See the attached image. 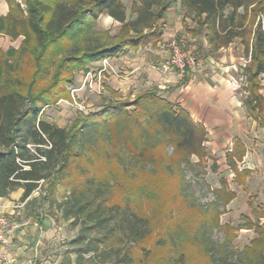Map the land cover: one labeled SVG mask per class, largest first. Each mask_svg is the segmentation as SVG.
<instances>
[{"label":"trees","instance_id":"trees-1","mask_svg":"<svg viewBox=\"0 0 264 264\" xmlns=\"http://www.w3.org/2000/svg\"><path fill=\"white\" fill-rule=\"evenodd\" d=\"M173 1L135 0L128 16L123 0H26L24 7L16 0H6L9 10L0 15V33L11 40L23 38L18 48L0 50V196L22 188L21 199H25L38 191L31 201L44 198L51 215L55 205L63 219H71L78 227L56 264H182V252L176 258L165 248L174 250L171 241L180 245L187 236L200 241L210 264H228L231 252L242 264H264V246L257 250L264 245V222H256L259 236L243 253L230 250L232 233L221 243L209 237L207 227L220 226L216 203L200 209L199 229L193 235L170 229L166 226L169 221L156 224L144 211L143 203L156 196L160 176L155 163L161 162L168 174L176 170L171 162L163 161L171 156L161 152L162 147H171L172 153L187 163L196 155L197 165L207 153L204 127L155 88L139 92L131 100L107 102L77 116L67 127L41 117L45 105L67 95L66 85L73 81L74 71H86L89 64L102 58L119 57L128 48L156 43ZM180 3L184 16L193 22V27L185 23L187 32L204 36L207 52L214 54L233 39H240L249 56L242 72V102L248 116L264 127V96L260 93L264 0ZM101 15L120 23L119 32L109 41L102 40L96 29ZM237 146H242L239 140ZM111 151L117 168L107 172L96 159ZM243 154L244 148H234L228 156L241 160ZM234 171V180L243 183L247 171ZM59 184L68 190L60 201ZM178 189L179 196L187 198L182 175ZM212 192L222 204L235 197L225 179ZM253 214L264 217V210L253 209Z\"/></svg>","mask_w":264,"mask_h":264},{"label":"crops","instance_id":"crops-1","mask_svg":"<svg viewBox=\"0 0 264 264\" xmlns=\"http://www.w3.org/2000/svg\"><path fill=\"white\" fill-rule=\"evenodd\" d=\"M8 10L6 0H0V15H6ZM185 23L188 27L193 25L190 18L184 16L180 0H174L165 12L161 38L154 44L148 42L136 49L128 48L123 55L109 58L114 70L103 71L104 85L121 96H133L155 88L161 96L183 107L196 124L204 127L207 152L224 155L235 184L246 189L253 176L264 184V127L248 116L242 102L244 90L237 80L242 76L249 56L245 55L239 38L214 54L207 52L209 47L204 36H191ZM176 35L185 37V49L202 62L183 77L174 71L164 73L154 67L168 57L167 43ZM0 39L13 43L5 34ZM94 67H100V62H93L91 68ZM260 80V93L264 96V74ZM237 140L241 147H235ZM234 148H244L241 160L228 156ZM234 168L247 171L243 183L234 180ZM22 193L23 189L17 188L0 196V214L8 216L11 221L1 248L5 259L0 264H56L62 253L61 238L65 232L38 200L31 201L38 195L37 191L25 199H21Z\"/></svg>","mask_w":264,"mask_h":264},{"label":"rangeland","instance_id":"rangeland-1","mask_svg":"<svg viewBox=\"0 0 264 264\" xmlns=\"http://www.w3.org/2000/svg\"><path fill=\"white\" fill-rule=\"evenodd\" d=\"M16 1L19 2L22 7L25 6L26 0ZM133 1L135 0H123L128 16ZM191 23L193 22L191 21ZM119 27V22H114L113 19L107 18L106 15H102L96 21V29L99 32V36L104 41H109V37L116 35L119 32ZM3 35V33H0V37ZM22 38V36H19L16 39L10 40L13 43L5 39H0V50L4 51L9 46L18 48ZM102 59L98 60L100 62V67L91 68L92 62L87 66L86 71H74L73 81L66 85L67 95L63 98H59L56 102L45 105L41 109L42 119L53 122L60 127H67L77 116H83L90 111L100 109L107 102H115L118 98L126 100L133 99L134 95L130 96L128 94V96H121L111 87L104 85V70L102 72L100 71ZM107 59L111 68L106 69L114 70L110 63V59ZM237 80L240 82L241 88H243L245 82L241 80V77ZM112 90L115 91L116 94H112ZM104 147L105 146H99V148ZM162 148L163 150L161 152H164L167 156H171V159L168 160L164 158L163 161L167 163L171 162L172 167L176 168V170L173 175L168 174L163 165H160L161 162L155 163V165L158 166V175L160 176L157 178L156 196L151 198L148 204H146L147 202L143 203L144 211L155 219L156 224H164L166 221H169L166 223V226L170 229L180 230L183 234L188 233L193 235L196 230V232H198L199 221L201 219V215L199 214L202 208L204 209L209 204L216 203V207L219 211L218 220L221 227H207L211 240L221 243L226 239L229 233H232L231 251L237 250L244 253L245 247H252L251 241L259 236L255 224L256 222H264L263 216L258 217L253 214V209H256V212H258L259 209L264 210V184L259 181L258 177L253 176L249 183L246 184V189H244L241 185H237L231 180L232 172L227 167L222 153H214L208 150L206 157L201 160L200 165H197L196 162L198 157L196 155H191L189 163H187L182 161L180 156L172 153L173 150L171 147ZM180 160L182 163L180 162L179 164ZM116 163L117 160L114 156V151H111L108 155L102 153L98 155L96 159V164L104 167L106 171L115 170L117 168ZM214 164L216 168H213ZM177 168L179 171H177ZM180 175L184 177L186 182L185 192L188 194V196H186L187 198L183 199L178 194V178H180ZM226 178L228 179V187L235 192V197L228 203L222 204L212 192V189L219 188L220 182L223 179L226 180ZM67 193V188L63 184H59L57 199L59 201L64 199ZM250 194H252L254 198L250 196ZM42 195L44 194L42 193ZM37 200L39 204L44 206L48 211L52 210L49 203L44 198L38 197ZM250 202H252L251 205ZM53 211L54 219L65 232V235L61 238L63 251L68 240L77 233L78 227L71 224V219H63L55 205ZM248 221L251 222V224H249ZM227 225L230 226L229 229L225 228ZM158 226H156V228H158ZM195 239L198 240L197 238ZM171 242H173L175 249L170 250V248L166 247L167 249L165 248V252H170V255L176 258H178L182 252V264H210L204 253V247L200 244L199 240L195 241L187 236L181 241L182 243L180 245L177 240H172ZM263 246L264 245L258 246L257 250L261 249ZM251 252L252 251H250V255H254V252ZM262 252L264 253V250H262ZM247 258L248 257H246V259L244 258L243 261H247ZM228 264H242V260L237 257L236 253L231 252Z\"/></svg>","mask_w":264,"mask_h":264},{"label":"built area","instance_id":"built-area-1","mask_svg":"<svg viewBox=\"0 0 264 264\" xmlns=\"http://www.w3.org/2000/svg\"><path fill=\"white\" fill-rule=\"evenodd\" d=\"M186 39L182 35L172 37L167 47L169 50L168 57L162 62L154 65L156 69L161 72L168 73L174 71L179 77L185 76L192 69L202 64L199 57L185 49ZM212 64L218 67L217 63L212 61ZM106 68H111L107 58L102 59V72ZM213 69V67H211ZM241 80L244 81V77L241 76ZM11 221L8 216L0 214V262L4 261V254L1 250L2 244L5 241V232L10 227Z\"/></svg>","mask_w":264,"mask_h":264}]
</instances>
